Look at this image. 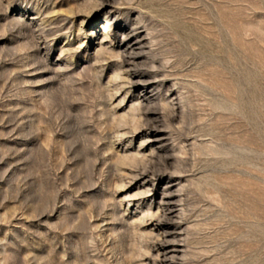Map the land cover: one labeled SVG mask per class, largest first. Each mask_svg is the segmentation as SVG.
<instances>
[{
  "label": "rangeland",
  "instance_id": "1",
  "mask_svg": "<svg viewBox=\"0 0 264 264\" xmlns=\"http://www.w3.org/2000/svg\"><path fill=\"white\" fill-rule=\"evenodd\" d=\"M164 236L264 264V0H0V264Z\"/></svg>",
  "mask_w": 264,
  "mask_h": 264
},
{
  "label": "bare ground",
  "instance_id": "2",
  "mask_svg": "<svg viewBox=\"0 0 264 264\" xmlns=\"http://www.w3.org/2000/svg\"><path fill=\"white\" fill-rule=\"evenodd\" d=\"M166 201V200H165ZM164 204V203H163ZM170 211V214L172 213H174L173 212V210L172 209H168V212ZM168 219V218H167ZM165 225H169V223L168 222H165ZM164 230H167V232H166V234L168 235V236H170V235H172L173 233L172 232H170V230H169V228H166V226H165V228H164ZM173 231V230H172ZM165 232V231H164ZM167 238L168 237H166V236H164V239H166V241H165V243H161V244H159V246H158V251L162 254V259H160L161 260V262H163V263H165V262H168V263H172V264H175L176 263V261H175V257H174V255H172V254H174V253H177V251H179L178 250V247L175 245V243L173 244L172 242H170V241H168L167 240ZM170 239V238H169ZM177 244V243H176ZM158 254V253H157ZM171 254V256L169 257V255ZM159 255V254H158ZM176 256V255H175ZM157 259V258H156Z\"/></svg>",
  "mask_w": 264,
  "mask_h": 264
}]
</instances>
